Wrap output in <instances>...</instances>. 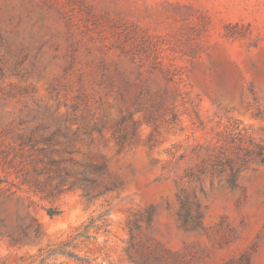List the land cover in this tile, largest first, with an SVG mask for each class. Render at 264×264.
<instances>
[{"label":"rangeland","instance_id":"1","mask_svg":"<svg viewBox=\"0 0 264 264\" xmlns=\"http://www.w3.org/2000/svg\"><path fill=\"white\" fill-rule=\"evenodd\" d=\"M96 121L103 180L12 194L0 264H264V164L221 165L264 146V0H0V150Z\"/></svg>","mask_w":264,"mask_h":264},{"label":"trees","instance_id":"2","mask_svg":"<svg viewBox=\"0 0 264 264\" xmlns=\"http://www.w3.org/2000/svg\"><path fill=\"white\" fill-rule=\"evenodd\" d=\"M103 126L104 123L96 121L90 125V129L78 126L71 133L66 126L58 127L39 138L34 137V130H31L26 136L18 135L11 147L0 150V234L5 233L14 242L25 241L39 234V225L30 208L31 202L25 212V217L30 222H22L23 218L17 215L15 222L22 223H17L15 228L8 225V215L3 205L23 187L27 186L44 198L53 197L73 187L82 188L84 194L88 195L92 188L100 184L107 172L106 162L96 161L91 153L76 147L75 137L80 131L85 134L88 130L99 132ZM75 154H80L81 158H77ZM250 161L264 164L262 144H254L245 153H237L221 163L230 166L228 181L233 183L240 169ZM30 173L34 174L32 179L29 178ZM113 187H116L115 182L105 185L104 190ZM45 210L50 216L60 212L54 206L46 207ZM77 236L79 235L52 247L50 252L74 255L66 248L73 244Z\"/></svg>","mask_w":264,"mask_h":264}]
</instances>
